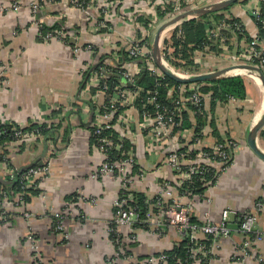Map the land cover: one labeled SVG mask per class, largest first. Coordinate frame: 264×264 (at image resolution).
Listing matches in <instances>:
<instances>
[{
	"label": "crops",
	"instance_id": "obj_1",
	"mask_svg": "<svg viewBox=\"0 0 264 264\" xmlns=\"http://www.w3.org/2000/svg\"><path fill=\"white\" fill-rule=\"evenodd\" d=\"M36 1L41 9L35 21L30 0H24L17 9L8 7L12 0H0V119L22 127L45 123L50 128L35 141L4 147L3 157L8 159L0 160V183L9 185L14 180L10 173L23 169L36 168L37 173L29 177L30 187H26L33 191L10 190L1 203L5 218L0 219V264H33L36 250L44 264H124L121 256H115L116 246L108 232L119 182L110 175L92 176L103 162V156L94 147L89 128L95 123L96 109L101 106V96L89 85L88 78L94 71L89 70L105 53L111 62L114 56L118 60L117 51L125 50L135 39L146 44L154 59L151 49L155 23L165 18L160 17L157 10L163 11L165 5L175 9L177 0H119L117 6L104 15L108 30L96 25L101 16L96 4L86 12L67 0ZM219 1L222 0L199 5ZM253 1L236 0L223 8L224 17L238 19L244 33L226 24L219 31V43L212 41L207 33L203 48L193 53L197 70H190L189 76L225 69L234 65L231 63L234 59H245L258 32L255 19L248 12ZM257 1L264 9V0ZM212 23L214 28L223 21ZM41 24H59L66 35L62 39L46 40ZM86 44L93 45L97 52L86 49ZM163 58L160 55L164 65ZM234 69L246 72L228 73ZM255 74L246 68H233L223 74L222 77L242 78L245 90L242 99L217 101L212 107L211 95L207 98L208 122L201 143L208 148L216 141L230 140L236 146L227 148L232 164L218 176L217 184L210 189H200L191 197L193 216L198 222L207 218L218 221L223 209L238 213L252 211L256 201L263 202L256 223L260 238L253 250L262 259L248 258L246 264H264V160L252 151L246 140L249 129L255 124V115L264 105V88L255 80V76L258 78ZM127 112L133 117L130 128L136 140L134 151L125 153L134 157L135 165L146 169L145 178L136 179L134 188L151 197L160 191L163 179L175 176L160 155L162 146L154 151L146 148V136L138 129L139 113L135 109ZM261 129L256 145L264 151ZM183 140L189 142L191 137H183ZM186 196L179 197L185 200ZM66 206L64 229H56L54 212ZM231 218V238L213 245L209 264H237L233 250L242 236L237 229L236 216L231 215ZM165 226L164 233L158 234L152 233L146 223L137 222L131 230L133 239L124 240L131 260L139 262L171 249L178 235L172 227ZM117 233H122L125 239L128 229L119 225ZM34 246L37 249L34 250ZM194 264H204V261Z\"/></svg>",
	"mask_w": 264,
	"mask_h": 264
},
{
	"label": "built area",
	"instance_id": "obj_2",
	"mask_svg": "<svg viewBox=\"0 0 264 264\" xmlns=\"http://www.w3.org/2000/svg\"><path fill=\"white\" fill-rule=\"evenodd\" d=\"M23 1L12 0L8 7L10 9H17ZM67 1L72 6L86 12H89V8L96 4L103 15L102 19H98L96 25L99 29L105 30H108L109 27L106 22L107 20L104 19V15L109 14L119 3V0ZM182 1L193 5V7L198 5L194 0H177L176 7H179ZM29 4L33 18L36 21V14L40 11L41 5L36 0H30ZM248 9L249 14L252 15L255 21L259 19L264 23V17H262L264 10L257 0H254ZM226 24L230 26V23L223 22L212 28L208 32L209 38L214 40L220 38L221 34L219 31ZM233 25L239 32L244 31L242 30L241 23L235 22ZM65 35L64 29H56L48 31L45 34V39H62ZM92 46L88 44L86 49L96 53L97 51ZM145 46L146 44L141 43L139 39H135L130 41L125 50L128 52L129 57L142 56L150 72L157 77H162L160 68L155 64L154 66L152 65L154 59H152L149 50ZM76 50L78 51V49ZM246 55L244 60L237 59V63L233 64H250L264 69V39L259 37L258 32L253 36L248 54ZM114 57L112 62L110 59H105L103 64L114 67V71L121 75V81L111 86L108 82L109 72L111 71L100 68L91 72L89 85L94 86L96 94L104 99L102 105L96 109L97 116L95 123H92L94 128L93 134L96 136L94 147L99 149V152L103 156V162L94 171L92 176L110 175L114 176L119 182L118 193L113 200L114 213L108 227L109 234L117 235L113 239L116 246L115 256H121L124 259V264H167V255L164 252H160L157 255H149L139 262L131 260V257L127 254L124 240L133 239L132 236L134 235L131 234V230L137 222H143L148 225V229L152 233L163 234V227L166 225L175 230L178 235L177 241L185 237L189 239L192 243L188 250L191 261L189 263H181L180 260H177V264H194L203 261L209 264L213 245L222 239L231 238V215H235L237 218V229L242 236L241 241L235 244L233 250L236 263L246 264L248 258L261 260L262 258L253 251L256 240L260 238L256 223L258 219L257 212L263 207L261 200L256 201L252 211L238 213L234 210L223 209L218 221L207 218L206 221L197 223L191 221L192 217H194L193 202L191 200L192 193L190 191H181L185 182L191 183L193 180L199 182L204 187V190L214 187L217 184L218 176L232 164V158H230L227 148L236 146L234 141L214 142L208 149L206 145L203 146L201 143L205 126L198 132L193 127H181L182 112L184 110H189L190 120L193 125L196 123L197 115L204 116L207 113L206 100L209 95L201 91L200 84L197 82L180 83L177 86H167V95L171 100V108L163 106L157 100V91L153 90L145 91V103L139 107L137 100L143 90L135 82L140 68L135 62L132 64V68L120 71L116 68L123 67L117 66L115 62L117 59H114ZM180 75L181 77H188L183 74ZM127 83H130L132 86H128ZM227 100H234V98L228 97ZM146 105H152L154 111L147 110ZM128 109H135L139 113L138 129L141 134L146 136V148L154 151L162 146L163 149L160 150V155L175 176V178L170 180L163 179L159 188L160 191L155 195L151 197L146 195L147 210L144 217L140 215L138 202L133 192H138L134 188V181L145 178L146 169L140 167L139 172L133 175L132 169L136 163L134 157L131 155L112 161L109 157V151L121 150L123 148L122 142L115 141L111 135L104 134L106 129H111L116 131L122 139H128L130 143H134L136 135L133 132L134 130L130 128V121L133 120V117L127 112ZM6 124V121L0 119V136L5 134L4 126ZM117 127H120L119 132L117 131ZM39 135L40 131L37 129L23 130L21 126L15 127L12 128L10 133L12 139L6 141L3 145L5 148L8 145L17 147L23 141H35ZM186 136L191 137L189 142L183 140V137ZM7 159L4 156L2 160ZM36 173V168H29L20 175L22 189L30 187L29 177ZM15 175L16 173H10L11 178H15ZM182 195H187V198L182 200L179 197ZM4 198H6V192H1V220L5 218L4 209L1 207ZM67 211L68 207L66 206L62 210L54 212L53 225L56 229H64L63 219ZM119 225L125 226L128 229V233H125V239H123L122 233H117ZM35 246L34 250L37 249ZM33 257V264H44L38 254V250L34 252Z\"/></svg>",
	"mask_w": 264,
	"mask_h": 264
},
{
	"label": "trees",
	"instance_id": "obj_3",
	"mask_svg": "<svg viewBox=\"0 0 264 264\" xmlns=\"http://www.w3.org/2000/svg\"><path fill=\"white\" fill-rule=\"evenodd\" d=\"M193 5L182 2L179 7H176L175 9L172 8L170 5H165V8L163 11L158 8L157 13L160 17L162 18H167L169 15L174 14L177 15L181 12H184L188 9H191ZM226 9V8H225ZM224 9V10H225ZM263 9V8H262ZM171 10V11H170ZM264 10V9H263ZM262 10V11H263ZM164 12H167L170 14L165 15ZM103 15L101 14L100 19H102ZM262 17H264V11L262 14ZM164 18V19H165ZM212 18V19H211ZM223 21V22H228L231 25L233 23L238 22V19L236 18H231L228 19L224 17V15L220 12H214V13H209V14H203L200 17L192 18L190 20L183 21L181 23V30L180 34L178 35V30L175 29L172 35V47H173V56H179V58H183L187 60V65L195 66L193 62V53L195 50H199L203 48V45L206 42V34L213 28V21ZM146 25L147 21H143ZM257 27H258V35L260 38H264V23L261 20H256L255 21ZM147 26V25H146ZM216 26V25H215ZM234 26V25H233ZM56 29H60V25H54V26H47L45 24H41V30L43 33H47L48 31H53ZM239 32V31H238ZM240 34H243V32H239ZM250 38H248L249 41ZM212 40V39H211ZM214 41V39L212 40ZM251 41V39H250ZM88 44H86L87 46ZM85 46V47H86ZM95 51L97 49L92 46ZM119 59L115 61L117 63V66H122L123 68H116L119 69L120 71H124L125 69H128L130 65L133 63H137L140 71L136 75V81L140 78L138 82V86L142 88V92L140 94V97L137 100V104L139 107L142 106V104L145 103V91L147 90H153L157 91L156 97L157 100L164 106L171 108V100L169 99L167 95V86H177L181 82H178L171 78L169 75L163 73L162 71V77H157L156 75L152 74L149 70V67L145 61V59L142 56H136V57H129L128 52L124 49H120L117 51ZM108 53H105L99 57V61L90 68L89 71L91 70H99L100 68L108 71H113L110 73V76L108 78L109 84L115 85L120 79V74L116 73L114 71V67H110L108 65L103 64L104 60L107 58ZM163 57L165 58V52ZM166 58H170L169 56H166ZM170 61L173 63L177 64L176 60L173 61L170 58ZM156 63L153 61L152 65L154 66ZM179 65V64H178ZM158 66V65H156ZM161 70V69H160ZM264 72V69H262ZM92 72V71H91ZM89 79V78H88ZM198 84H200L201 91L205 93L206 95H211V102H212V107H214L215 102L217 101H226L228 97H233V98H243L245 96V90H244V83L243 80L240 76H232V77H222L220 79L214 80V81H198ZM107 102V100L105 99ZM104 102V99L101 98V105ZM146 109L149 111H154V107L152 105H146ZM190 109V108H189ZM121 111V110H119ZM183 119L181 121V127L183 128H190L193 127V129L198 132L203 126H205L208 122V114H204V116L197 115L196 116V123L193 125L190 116H189V110H184L182 112ZM210 125L213 128V133H215V124L213 123V120L210 121ZM17 128L19 127L18 125H14L12 123H7L4 128H5V134L0 136V146H2L0 150V160L3 159V155L6 151L4 148V143L10 139H12V136H10L12 128ZM23 130H31V129H37L40 131V133H46L50 128L46 126L45 123L42 124H37L34 123L33 125L30 124L28 126L22 127ZM90 132H91V139L93 142V145L96 142V136L93 134L94 128L93 126H89ZM104 134L106 135H111L112 138L115 141L122 142V149L119 151L116 150H110L109 152V157L112 161L118 160L120 158L127 157L128 154L126 155L127 151H134L135 147L133 144L130 143L128 139H122L119 134L116 131H113L111 129H106L104 131ZM125 137V136H124ZM216 142H224L223 140H219ZM209 149V147H208ZM206 149V150H208ZM126 152V153H125ZM138 165H135L132 169L133 174L139 172ZM26 169L20 170L16 173L14 180L10 182L9 185H3L0 183V194L1 192L5 191L6 196L10 193V190L13 192L17 191H23L24 193L31 191L32 189H22V184L20 182V175L24 173ZM204 189L202 185H200L199 182L193 180L191 183L185 182L181 191L182 192H191L192 194L198 193V190ZM33 191V190H32ZM133 194L136 196L135 198L137 199L138 202V207H139V212L141 217L145 216V212L147 210V198L144 194L140 192H133ZM25 197V195L23 196ZM191 221L199 223L194 217H192ZM117 235L116 234H110V238L113 240ZM192 245V243L189 241L187 237L177 241L171 249L169 250H164L163 252L167 255V264H177V260H180L181 263H189L191 261L190 256H189V247ZM204 264H207L206 261H204Z\"/></svg>",
	"mask_w": 264,
	"mask_h": 264
},
{
	"label": "water",
	"instance_id": "obj_4",
	"mask_svg": "<svg viewBox=\"0 0 264 264\" xmlns=\"http://www.w3.org/2000/svg\"><path fill=\"white\" fill-rule=\"evenodd\" d=\"M236 0H222L219 1L217 3H214L212 5H205V6H200V7H195V8H191L188 9L184 12H181L177 15H175L172 19L162 23L157 31L156 34L154 36L153 39V43H152V55L154 58V62L156 63V65H158V67L161 69V71L167 75H169L171 78H173L174 80L181 82V83H189V82H198V81H214L217 79H220L223 74L233 68H246V69H250L256 72L263 88H264V72L262 71V69L258 66L255 65H250V64H237V65H230L228 67H226L225 69H219L213 72H208V73H201V74H197V75H192L189 77H180L179 75H176L175 73H173L171 70H169L168 68H166L160 59V50H159V38H160V33L162 32V30L167 26L170 25L174 22H179L181 20L184 19H188V18H193V17H197L206 13H210V12H215V11H219L223 8H225L226 6L230 5L231 3L235 2ZM140 78L135 82V84H138ZM128 86H132L130 83H127ZM264 125V111L261 115V117L259 118V120L257 121V123H255L248 131L247 133V144L248 146L252 149V151L259 156L260 158H262L264 160V151L260 150V148H258V146L256 145V136L258 134V132L260 131V129L263 127Z\"/></svg>",
	"mask_w": 264,
	"mask_h": 264
},
{
	"label": "rangeland",
	"instance_id": "obj_5",
	"mask_svg": "<svg viewBox=\"0 0 264 264\" xmlns=\"http://www.w3.org/2000/svg\"><path fill=\"white\" fill-rule=\"evenodd\" d=\"M194 1L196 2V4H198L197 6L195 5L194 7H200L199 4L211 2V0H194ZM194 7H192V8H194ZM221 11L223 12L225 10L221 9L219 12L222 13ZM174 16H175L174 14H171V15H169V17L165 18L163 21H160L159 23L158 22L155 23L154 33L156 32V30L158 29V27L162 23L172 19ZM197 17H200V16H197ZM166 27L160 33V38L158 41L159 42L158 48L160 50V55H164V52H165V58H163V62L166 63L167 67L173 69L174 71H176L180 74H183L185 76H189L190 73H188V72H191L190 70H195L197 68V65L196 66L187 65L186 59H183L181 57L179 58V56H173L172 35H173V32L175 29L178 30V35L180 34L181 23L180 22H174V23L170 24V26H168L169 28L168 27L166 28ZM152 35H153V33H152ZM218 41H219V38L218 39L216 38L215 42L219 43ZM166 56H169L173 61L176 60L177 64L170 61V58L168 59V58H166ZM231 63H237L236 59H234L233 62H231ZM225 75H227V74H225ZM261 131H262V135H263L264 134V127H263V129H261ZM263 138L264 137H262V139Z\"/></svg>",
	"mask_w": 264,
	"mask_h": 264
},
{
	"label": "bare ground",
	"instance_id": "obj_6",
	"mask_svg": "<svg viewBox=\"0 0 264 264\" xmlns=\"http://www.w3.org/2000/svg\"><path fill=\"white\" fill-rule=\"evenodd\" d=\"M164 65H166V64H164ZM173 72V71H172ZM246 71H244V70H236V69H234V70H231V71H229L228 73H235V74H241V73H245ZM174 73V72H173ZM176 73V72H175ZM177 74H179V73H177ZM256 75V74H255ZM255 80L257 81V83H260V81H259V79L255 76ZM263 111H264V105L262 106V108L260 109V111L255 115V118H254V123H257V121L259 120V118H260V116L262 115V113H263ZM257 146H258V144H257ZM264 150V149H263Z\"/></svg>",
	"mask_w": 264,
	"mask_h": 264
}]
</instances>
